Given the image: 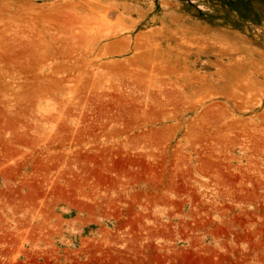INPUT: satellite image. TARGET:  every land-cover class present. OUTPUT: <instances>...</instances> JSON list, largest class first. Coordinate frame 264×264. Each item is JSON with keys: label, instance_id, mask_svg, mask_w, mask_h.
Returning a JSON list of instances; mask_svg holds the SVG:
<instances>
[{"label": "rangeland", "instance_id": "obj_1", "mask_svg": "<svg viewBox=\"0 0 264 264\" xmlns=\"http://www.w3.org/2000/svg\"><path fill=\"white\" fill-rule=\"evenodd\" d=\"M0 264H264V0H0Z\"/></svg>", "mask_w": 264, "mask_h": 264}]
</instances>
